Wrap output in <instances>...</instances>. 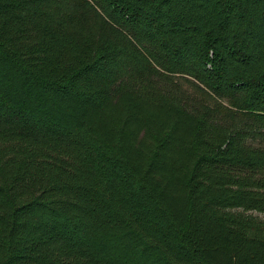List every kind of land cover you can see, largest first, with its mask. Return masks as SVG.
Segmentation results:
<instances>
[{"label": "trees", "instance_id": "16d2710c", "mask_svg": "<svg viewBox=\"0 0 264 264\" xmlns=\"http://www.w3.org/2000/svg\"><path fill=\"white\" fill-rule=\"evenodd\" d=\"M0 264H264V0H0Z\"/></svg>", "mask_w": 264, "mask_h": 264}]
</instances>
